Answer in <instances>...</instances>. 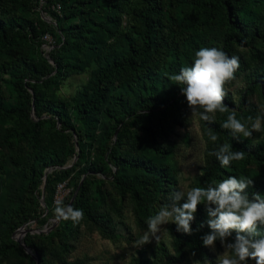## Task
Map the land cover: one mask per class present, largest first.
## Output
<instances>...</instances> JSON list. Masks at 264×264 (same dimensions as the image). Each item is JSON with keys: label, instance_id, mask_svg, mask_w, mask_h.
<instances>
[{"label": "trees", "instance_id": "16d2710c", "mask_svg": "<svg viewBox=\"0 0 264 264\" xmlns=\"http://www.w3.org/2000/svg\"><path fill=\"white\" fill-rule=\"evenodd\" d=\"M52 2L60 12L39 0H0V264H86L87 255L75 254L81 238L118 240L129 228L126 211L148 227L147 218L180 190L175 136L189 122V106L170 77L200 48L239 58L225 85L229 112L250 127L264 108V0ZM45 34L54 40L50 50ZM83 73L87 80L73 94H60ZM209 115L211 122L198 114L204 162L190 188L235 175L253 179L250 195H264V132L237 139L221 127L227 112ZM222 144L245 158L222 167L211 154ZM60 184L68 190L61 196ZM75 190L71 206L83 219L57 221L55 202L68 205ZM206 220L201 204L191 235L171 223L170 246L144 245L129 264H215L201 239L210 231ZM21 226L29 229L22 240L30 252L12 236Z\"/></svg>", "mask_w": 264, "mask_h": 264}, {"label": "clouds", "instance_id": "9594fccd", "mask_svg": "<svg viewBox=\"0 0 264 264\" xmlns=\"http://www.w3.org/2000/svg\"><path fill=\"white\" fill-rule=\"evenodd\" d=\"M238 68V57H230L217 47H202L195 51L191 65L182 67L170 79L181 85V94L186 97L192 114L198 113L201 120L211 122L212 116L209 114L227 112L221 127L229 130L234 138L246 139L252 136L253 131L264 132V112L257 115L250 127L237 118L235 110L229 112L224 103L227 95L225 85L235 79ZM208 137L213 142L218 140V136L211 130L208 131ZM211 154L222 167L245 158L244 151L234 150L230 144L220 145ZM253 183L252 178L229 175L206 187L173 190L168 196V202L147 218V230L135 244L143 246L150 243L152 238L158 242L160 235L157 233L161 232V225L169 222L176 225L177 231L191 235L195 213L198 206L203 204L210 231L202 235V243L215 250L216 241L219 240L226 250L217 255L215 264H249L250 260L254 264H264V195L258 192L250 195L246 191ZM55 204L57 219L71 220L74 224L83 219L82 209L64 205L61 200ZM233 232L235 237L229 241Z\"/></svg>", "mask_w": 264, "mask_h": 264}, {"label": "rangeland", "instance_id": "374dc122", "mask_svg": "<svg viewBox=\"0 0 264 264\" xmlns=\"http://www.w3.org/2000/svg\"><path fill=\"white\" fill-rule=\"evenodd\" d=\"M42 16L47 18L44 14ZM51 38L53 40L52 36ZM87 76V73L70 76L63 83L59 91L60 94L65 96L73 94L87 80ZM177 131L180 135L175 136L177 146L174 151V161L179 170L180 189L186 190L190 188L193 177L199 172V166L204 162L205 144L199 125L198 113L192 114L189 108L188 124L184 128L179 127ZM184 133L188 134V141L183 140L182 135ZM67 192L68 190L64 187H59L58 189L59 196ZM126 215L129 228L118 240L113 241L103 238L98 233H86L79 241L75 254L87 255L89 259L86 264H129L131 255L135 253V250L144 246H137L135 241L147 228H139L129 211H126ZM171 223L161 225V232L157 233V235H160L159 241L163 240L169 246L171 245V235L168 226ZM25 228L27 229L28 227ZM21 236L23 235L19 233V237ZM156 243V239L152 238L151 242L145 245H154ZM224 251L226 250L222 245L220 248L215 246L216 257Z\"/></svg>", "mask_w": 264, "mask_h": 264}, {"label": "built area", "instance_id": "2783aa9c", "mask_svg": "<svg viewBox=\"0 0 264 264\" xmlns=\"http://www.w3.org/2000/svg\"><path fill=\"white\" fill-rule=\"evenodd\" d=\"M43 6L49 8L53 11H56V12H60V9H61V4L59 2L48 3V0H39V7L41 8ZM42 14H45V13L43 12ZM47 18L49 19V17H47ZM43 40H44L43 48H45V50H50L53 47L52 44L54 42L52 40L51 36L49 34H45L43 36ZM59 187H62V184H60Z\"/></svg>", "mask_w": 264, "mask_h": 264}, {"label": "water", "instance_id": "95a60500", "mask_svg": "<svg viewBox=\"0 0 264 264\" xmlns=\"http://www.w3.org/2000/svg\"><path fill=\"white\" fill-rule=\"evenodd\" d=\"M116 133H117V132H115V135H116ZM76 194H77V190H75V192H74L73 196L71 197V199H70L68 205H71V203H72L74 197L76 196ZM58 220H59V219H57V221H58ZM55 224H56V223H54L53 225L47 227V228L45 229V232H48L49 230H51V229L54 227ZM28 230H29V229H26L25 226H21L20 228H18V229L13 233L12 236H13V238H14L17 242H19V243L23 246V248H24L27 252H30L29 247H28V246L24 243V241L22 240V237H23V236L19 237V233H21L22 235H24ZM34 231H35V232H41L42 230L35 229Z\"/></svg>", "mask_w": 264, "mask_h": 264}]
</instances>
